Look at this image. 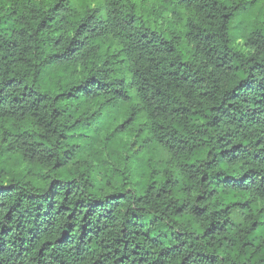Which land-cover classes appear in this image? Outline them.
Listing matches in <instances>:
<instances>
[{
	"label": "trees",
	"instance_id": "obj_1",
	"mask_svg": "<svg viewBox=\"0 0 264 264\" xmlns=\"http://www.w3.org/2000/svg\"><path fill=\"white\" fill-rule=\"evenodd\" d=\"M159 1L166 28L135 0L116 9L0 0V129L9 141L0 172L31 173L25 183L36 189L14 199L13 185L0 183L9 189L0 194V232L21 226L26 203L33 227L64 214L71 229L101 202L65 201L80 181L102 175L116 191L87 232L118 222L107 264H264V167L250 166L264 165V27L238 46L232 23L245 0ZM113 11L123 12L116 30L97 18ZM124 136L137 145L138 167L112 166ZM12 137L32 146L16 151ZM208 200L215 208L205 216Z\"/></svg>",
	"mask_w": 264,
	"mask_h": 264
},
{
	"label": "clouds",
	"instance_id": "obj_2",
	"mask_svg": "<svg viewBox=\"0 0 264 264\" xmlns=\"http://www.w3.org/2000/svg\"><path fill=\"white\" fill-rule=\"evenodd\" d=\"M127 0H119L118 3H112L111 0H96L95 6L104 5L106 8H120L121 4H125ZM225 2V0H221ZM229 3L235 4L241 3L242 0H228ZM66 3L70 7H75L74 0H66ZM17 6V5H13ZM50 6V5H49ZM8 5H4V14L7 13ZM64 14V13H61ZM123 12L113 11L110 15H104L102 13L97 14V18L103 20L104 26L113 30H116V27L122 23ZM59 19V17H57ZM101 79L110 80L109 76H102ZM109 87H115L117 85L110 84ZM18 130L22 131V126H18ZM251 139V138H250ZM24 138L12 137L11 143L12 147L16 151H27V149L32 146L31 142L24 143ZM9 141L4 138L3 130L0 129V152L8 147ZM249 151H256V149L249 147ZM247 157H245V160ZM243 164L244 161L242 160ZM252 167H264V165H255L251 164ZM206 171L212 172L213 169H205ZM245 169H241L243 171ZM238 175V173H234ZM104 179L107 177L98 176L96 179L91 180V185L84 184L83 181H80V188L73 189L69 195L68 201L66 203L74 202L76 200H82L84 206L87 208L90 206V202L98 199L101 203L95 205V212L90 213L85 216L81 221L80 216H83L84 213L81 211L71 223L73 224L71 229L67 228L66 215L61 214L50 215L49 217L42 218L36 222V227H33V221L31 216V207L29 204H24L19 207L18 215H20L22 224L20 227L13 225L10 229H5L4 232H0V264H92L93 261H96V264H107V257L103 255L105 252L111 251V246L113 245V237L118 234V222L115 228H110L105 230L99 236H92L90 232H87L88 229L93 228L96 224V217L100 216L105 207L107 206V200L105 199L108 195V192L116 191L115 188L109 187L108 190H105V185L103 183ZM198 179V176H197ZM209 179H212L209 176ZM31 180V173L26 176L18 175L14 167H10L7 172H0V183L4 185L12 184L13 188L11 192L13 198H23L25 190L32 192L36 189L31 187L30 183H25V181ZM203 187V186H199ZM122 190V189H121ZM7 188H0V194L8 192ZM196 192H192L191 196L194 197ZM11 203V201H9ZM19 204V200H17ZM208 204L207 214L211 213L215 204L212 200L206 201ZM5 209H0V220H3V213ZM39 210V209H38ZM201 222L206 225V219L202 218ZM81 223L85 225L83 229L87 233L86 236H82V229L80 227ZM46 225V227H45ZM3 225L0 224V228ZM28 229H31L29 233ZM5 232L7 234H5ZM43 232L44 235L39 236V233ZM61 232H65L66 235L58 240ZM91 239V242H89ZM28 241V248H31V251L23 250L22 246L24 241ZM54 241L51 245H45V249L41 248V245L45 241ZM101 245V246H98ZM102 245H108L109 247H102ZM39 253V254H38ZM244 259V257H240Z\"/></svg>",
	"mask_w": 264,
	"mask_h": 264
},
{
	"label": "rangeland",
	"instance_id": "obj_3",
	"mask_svg": "<svg viewBox=\"0 0 264 264\" xmlns=\"http://www.w3.org/2000/svg\"><path fill=\"white\" fill-rule=\"evenodd\" d=\"M140 12L148 19L151 24L159 28H166L169 22L168 12L160 8L159 0H135ZM245 6L241 9L232 23V38L235 45L241 46L245 40L248 31L255 26L264 27V0H245ZM126 142L127 147L123 145ZM116 153L112 163L117 168L138 167L139 162L136 157H132L137 150V145L132 137H123L121 142L116 141ZM129 155L126 160L125 156ZM155 159H162V156L157 155Z\"/></svg>",
	"mask_w": 264,
	"mask_h": 264
}]
</instances>
